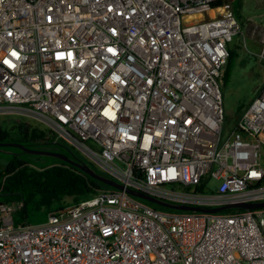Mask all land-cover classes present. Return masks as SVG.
Segmentation results:
<instances>
[{
	"label": "built area",
	"instance_id": "obj_1",
	"mask_svg": "<svg viewBox=\"0 0 264 264\" xmlns=\"http://www.w3.org/2000/svg\"><path fill=\"white\" fill-rule=\"evenodd\" d=\"M252 19L263 61L264 14ZM237 35L225 0H0V118L44 129L124 186L35 223L14 224L19 203L0 201V264H264V206L158 210L125 189L264 201V81L224 127Z\"/></svg>",
	"mask_w": 264,
	"mask_h": 264
},
{
	"label": "trees",
	"instance_id": "obj_2",
	"mask_svg": "<svg viewBox=\"0 0 264 264\" xmlns=\"http://www.w3.org/2000/svg\"><path fill=\"white\" fill-rule=\"evenodd\" d=\"M222 1L224 0H217V3ZM235 13L239 19L240 15L237 11ZM234 55L235 53L229 46L227 66L222 75L223 83L227 80ZM43 136L44 129L36 125L26 124L20 120L14 121L8 117L0 118V142H20L28 148L61 152L74 160L89 165L96 173L107 176L102 170L77 155L72 146L65 141ZM2 147L12 151L8 152L11 154L9 159L0 163V201L19 203L11 215L14 224L42 221L48 213L78 202L98 189L113 188L91 176L79 166L58 157L50 155L55 161L48 164H37L36 159L32 157L41 158L43 155L32 154L15 146ZM67 197H70L71 200L68 201ZM145 201L149 202L154 209L179 211ZM228 210L230 209L223 211Z\"/></svg>",
	"mask_w": 264,
	"mask_h": 264
},
{
	"label": "rangeland",
	"instance_id": "obj_3",
	"mask_svg": "<svg viewBox=\"0 0 264 264\" xmlns=\"http://www.w3.org/2000/svg\"><path fill=\"white\" fill-rule=\"evenodd\" d=\"M230 3L234 13L240 15L245 36H234L229 43L230 48L235 53L232 58L228 77L225 83H221L222 101L224 107V127L229 129L233 123L247 106L250 100L254 97L255 89L264 81V60L260 61L254 52L258 49L256 35H251L252 24H249L247 19L253 18L259 20L264 14V0H225ZM236 14V13H235ZM237 16V15H236ZM252 19V20H253ZM253 20V21H254ZM73 148V147H72ZM74 152L82 157L92 166L96 167L84 154L73 148ZM10 150L0 147V163L5 162L10 157ZM36 159L37 164H48L54 160L50 155L41 156ZM97 168V167H96ZM218 180L211 179L210 186L217 185ZM68 201L70 197L66 198ZM147 205L149 202L139 198ZM152 207V206H151ZM175 210V209H171Z\"/></svg>",
	"mask_w": 264,
	"mask_h": 264
},
{
	"label": "water",
	"instance_id": "obj_4",
	"mask_svg": "<svg viewBox=\"0 0 264 264\" xmlns=\"http://www.w3.org/2000/svg\"><path fill=\"white\" fill-rule=\"evenodd\" d=\"M2 146H15V147L21 148V150L27 151L32 154L51 155V156L58 157L62 160H65L67 162L75 164L76 166H79L84 171L89 173L91 176L99 179L100 181L104 182L105 184L109 186H112L118 189L124 188V186L121 183L117 182L113 178L109 176L100 175L96 173L89 165L83 164L78 160H74L61 152L52 151V150H44V149H36V148H28L20 142H0V147ZM125 189L129 194L133 195L134 197L141 198V199H144V200H147V201H150V202H153L158 205L165 206L171 209H175V210H198V211L217 212V211L224 210L234 205L241 206L244 209L264 206V201L243 202V203H238V204H227V205H220V206H213V207L193 206V205H188V204L172 203V202L166 201L164 199L158 198L156 196L147 194L145 192H142L136 189H132V188H125Z\"/></svg>",
	"mask_w": 264,
	"mask_h": 264
}]
</instances>
